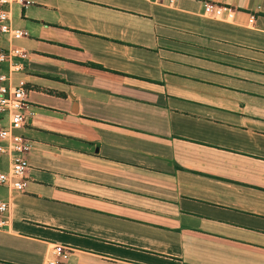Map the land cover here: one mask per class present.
Returning a JSON list of instances; mask_svg holds the SVG:
<instances>
[{
  "label": "crops",
  "instance_id": "0c3cea01",
  "mask_svg": "<svg viewBox=\"0 0 264 264\" xmlns=\"http://www.w3.org/2000/svg\"><path fill=\"white\" fill-rule=\"evenodd\" d=\"M8 10L29 167L23 191L0 184V264H50L58 245L62 264H264V0Z\"/></svg>",
  "mask_w": 264,
  "mask_h": 264
},
{
  "label": "built area",
  "instance_id": "2783aa9c",
  "mask_svg": "<svg viewBox=\"0 0 264 264\" xmlns=\"http://www.w3.org/2000/svg\"><path fill=\"white\" fill-rule=\"evenodd\" d=\"M26 2L27 0H0V31L2 33L9 34L15 39L23 36V30L12 26L8 6ZM204 11L208 16L215 18L233 19L235 16V10L232 7L214 2H205ZM253 19L254 17L251 16L250 21ZM24 56V50L19 47H12L7 51L0 50V64H8V70L0 72V113L7 117V123H0V153H6L10 157L9 169L0 170V184H6L16 191L24 190L25 173L29 167L26 156L29 143L21 133L28 104L25 82L20 80L14 83L11 78L13 73L22 71L23 64L16 58ZM9 210L10 204L7 201H0V225L4 224V217ZM64 256L63 247L55 246L49 263L62 264Z\"/></svg>",
  "mask_w": 264,
  "mask_h": 264
}]
</instances>
